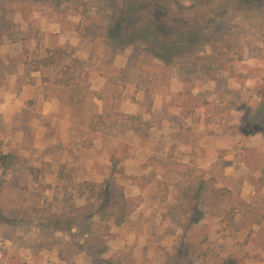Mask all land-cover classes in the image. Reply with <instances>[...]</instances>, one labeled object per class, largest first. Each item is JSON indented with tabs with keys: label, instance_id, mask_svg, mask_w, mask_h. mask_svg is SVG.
<instances>
[{
	"label": "rangeland",
	"instance_id": "obj_1",
	"mask_svg": "<svg viewBox=\"0 0 264 264\" xmlns=\"http://www.w3.org/2000/svg\"><path fill=\"white\" fill-rule=\"evenodd\" d=\"M0 264H264V0H0Z\"/></svg>",
	"mask_w": 264,
	"mask_h": 264
},
{
	"label": "trees",
	"instance_id": "obj_2",
	"mask_svg": "<svg viewBox=\"0 0 264 264\" xmlns=\"http://www.w3.org/2000/svg\"><path fill=\"white\" fill-rule=\"evenodd\" d=\"M116 28H118V25L116 24ZM183 43V42H180ZM180 43H178L180 45ZM49 54L45 57L41 58L39 62L47 66L51 63H53L57 59H63L65 57L66 52L63 49H52L48 50ZM73 61L78 63L79 60L77 58H73ZM103 191H99L97 193V198L100 199V208L101 211V219H108L109 216L113 218V223L115 225H120L122 222H124L125 218L129 214V209L125 206L126 203H115L114 201H111L110 194Z\"/></svg>",
	"mask_w": 264,
	"mask_h": 264
}]
</instances>
